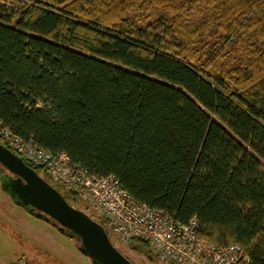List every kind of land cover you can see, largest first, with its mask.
<instances>
[{"label":"trees","instance_id":"16d2710c","mask_svg":"<svg viewBox=\"0 0 264 264\" xmlns=\"http://www.w3.org/2000/svg\"><path fill=\"white\" fill-rule=\"evenodd\" d=\"M0 126L264 264V0H0Z\"/></svg>","mask_w":264,"mask_h":264},{"label":"built area","instance_id":"2783aa9c","mask_svg":"<svg viewBox=\"0 0 264 264\" xmlns=\"http://www.w3.org/2000/svg\"><path fill=\"white\" fill-rule=\"evenodd\" d=\"M0 140L23 160L45 170L53 182L97 209L107 220V233L120 243L146 242L157 259L168 264H248L241 246L206 243L197 233L195 218L181 223L165 210L136 200L114 175L91 174L72 163L66 153L52 154L7 127L0 126Z\"/></svg>","mask_w":264,"mask_h":264},{"label":"water","instance_id":"95a60500","mask_svg":"<svg viewBox=\"0 0 264 264\" xmlns=\"http://www.w3.org/2000/svg\"><path fill=\"white\" fill-rule=\"evenodd\" d=\"M0 164L7 170L1 188L30 215L64 232L80 244L93 264H135L111 242L104 227L65 198L24 160L0 143ZM11 175V176H10Z\"/></svg>","mask_w":264,"mask_h":264},{"label":"rangeland","instance_id":"374dc122","mask_svg":"<svg viewBox=\"0 0 264 264\" xmlns=\"http://www.w3.org/2000/svg\"><path fill=\"white\" fill-rule=\"evenodd\" d=\"M169 1L177 3L179 0ZM198 8L195 5L191 6L195 21L203 16L202 13H198ZM38 171L40 176L44 175L42 171ZM71 205L97 222L103 216L82 198L73 200ZM108 236L118 250L135 264H168L161 262L157 257L152 262L143 253L131 248L130 244L120 243L110 234ZM150 250L154 253L152 249ZM0 264L93 263L79 252L75 239L60 234L49 223L28 214L24 208L13 202L0 185Z\"/></svg>","mask_w":264,"mask_h":264},{"label":"flooded vegetation","instance_id":"af4514ba","mask_svg":"<svg viewBox=\"0 0 264 264\" xmlns=\"http://www.w3.org/2000/svg\"><path fill=\"white\" fill-rule=\"evenodd\" d=\"M11 176V175H10ZM27 212V211H26ZM29 214V213H28Z\"/></svg>","mask_w":264,"mask_h":264}]
</instances>
